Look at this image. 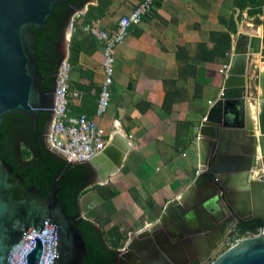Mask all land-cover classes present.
Here are the masks:
<instances>
[{"label":"water","instance_id":"95a60500","mask_svg":"<svg viewBox=\"0 0 264 264\" xmlns=\"http://www.w3.org/2000/svg\"><path fill=\"white\" fill-rule=\"evenodd\" d=\"M57 3L71 8L62 31L64 54L70 19L95 0H0V126L5 117L19 113L34 134L39 113L51 112L55 82L49 91L41 87L34 35ZM261 47V37L236 34L221 91L200 122L193 181L165 202L155 221L129 235L113 264H264V233L242 238L231 231L237 220L264 223V71L257 75L256 95L248 85L250 54H259ZM254 103L255 118L250 113ZM130 149L124 135L111 132L102 151L78 162L94 172L89 186L117 173ZM63 175L40 194L0 159V264H80L85 246L76 225L83 216H68L62 208L55 186ZM12 189L20 190L19 198ZM227 234L230 246L210 262Z\"/></svg>","mask_w":264,"mask_h":264},{"label":"crops","instance_id":"0c3cea01","mask_svg":"<svg viewBox=\"0 0 264 264\" xmlns=\"http://www.w3.org/2000/svg\"><path fill=\"white\" fill-rule=\"evenodd\" d=\"M140 1L95 0L72 16L78 13L71 18L73 27L62 56L71 64L68 97L71 114H85L102 127L103 117H107L104 113L96 115L103 80L102 44L85 32L83 25L98 21L111 32L117 20ZM254 2L157 0L139 24L128 28L124 41L116 48L110 100L115 110L110 116L113 118L106 120V127L108 133L118 131L127 136L131 143L128 153L132 148L139 153V160L134 163L138 180L132 182L133 191L118 187L117 194L106 196L107 233L130 217L134 226L129 232L158 218L165 202L194 179L192 169L198 167L197 115L201 107L206 108V113L209 101L214 102L221 91L222 65L229 61L236 34L244 25H253L255 32L246 33L259 36L262 41L263 14L249 11L263 10L264 4ZM72 39L74 50L70 59ZM110 181L109 177L106 184ZM139 192L143 194L139 201L145 206L149 203V208L146 212L141 205L142 212L138 215L134 201L141 195ZM83 218L96 224L94 217ZM138 219L144 220L139 223Z\"/></svg>","mask_w":264,"mask_h":264},{"label":"trees","instance_id":"16d2710c","mask_svg":"<svg viewBox=\"0 0 264 264\" xmlns=\"http://www.w3.org/2000/svg\"><path fill=\"white\" fill-rule=\"evenodd\" d=\"M84 1L68 0V2L76 4H83ZM261 4H264V0H255L254 2V5ZM249 12L263 14V47L261 54L264 56V9H254ZM70 13L71 8L67 4L57 3L46 25L42 29H35L34 48L36 51V63L42 76L41 87L45 91L51 90L55 82V73L63 56L59 42L62 31L69 20ZM73 44L72 39L70 43V59L73 57ZM50 117L49 110H43L39 113L36 133L43 130ZM19 119H21L25 130L22 132L23 135L17 137L16 134L15 136L11 135L9 125L14 120ZM10 137L12 141H10ZM26 137L28 140L21 141ZM33 149L36 150L34 155ZM38 149L40 150L39 154L37 152ZM0 159L12 167L13 171L23 179L26 187L34 186L40 194H46L54 177L64 173L62 178L56 183V194L60 198L62 208L68 216L81 213L79 200L91 187L89 186L93 175L91 168L86 163L71 164L67 162L64 158L51 151L45 145L42 137L38 136L34 142L26 116L15 113L3 119L0 126ZM12 191L13 197L19 198L20 190L12 189ZM76 227L84 241L86 251L80 264H113L117 246L113 242L107 241V237H105L101 227L100 230H97L95 223L85 218H81ZM116 230L117 227H113L108 233L112 236L119 235ZM256 231L255 228L250 230L251 233Z\"/></svg>","mask_w":264,"mask_h":264},{"label":"built area","instance_id":"2783aa9c","mask_svg":"<svg viewBox=\"0 0 264 264\" xmlns=\"http://www.w3.org/2000/svg\"><path fill=\"white\" fill-rule=\"evenodd\" d=\"M156 1L141 0L130 13L122 15L117 20L115 29L111 32L103 29L98 21H89L83 25L85 32L92 34L101 42L103 50V80L96 106L97 116H101L106 112L111 100L117 46L124 41L128 28L131 25L139 24ZM77 16L78 13L74 17ZM72 19L69 22L70 29L73 27ZM228 66L229 63L222 65L223 73L226 72ZM70 71V62L67 58H62L56 74L50 112L51 117L46 139L48 145L62 155L65 160L71 163L86 162L104 149L109 139V133L87 115L70 113L68 106ZM212 104L213 102L209 101V105L211 106ZM260 233H264V228L242 236V238L255 236Z\"/></svg>","mask_w":264,"mask_h":264},{"label":"rangeland","instance_id":"374dc122","mask_svg":"<svg viewBox=\"0 0 264 264\" xmlns=\"http://www.w3.org/2000/svg\"><path fill=\"white\" fill-rule=\"evenodd\" d=\"M254 28L255 27L253 25H247V26L244 25L241 29V31H242L241 33H244L247 35H252V34H250V33L248 34L246 32H255ZM67 40H68V38H66L65 41L67 42ZM228 63H229V61H228ZM262 64H264V56L261 53L251 57V59L249 61V67H248L249 83H248V85H249L250 93L252 95H256L259 91L258 85H257V75L259 73V70L262 68ZM207 96H209V94ZM251 102H253V101H251ZM204 108L205 107H203V108L201 107L200 113H199V115H197V117H199V120H200L199 126H200V122H201L202 118L206 114L204 112L206 108L205 109ZM114 110H115L114 105H113V102L111 101L107 107L106 112L104 113V115L107 117H103L104 122L102 123L107 133L109 131V128L106 127V120H110L113 118L110 116L114 113ZM123 128L126 132H128L126 129V125H123ZM197 130H199V128ZM197 130L195 132V139H197V136H198ZM110 134H111V132L109 133V136H110ZM126 155L127 156L124 158L123 165L120 168V170L117 173L109 176L110 178H112V181L108 182L107 184H106V182L103 184L94 183L91 185L89 190L80 197L81 198V200H80L81 201V206H80L81 214L85 217H90V216L94 217V219H95L94 221L96 222V224L99 227H101V229L105 233V237H107V241L109 240V241L113 242L114 245L117 246V250L122 249L123 246L125 245V242L127 241L128 237H129V235L138 230L137 229V230H134L132 232H129V230L132 229V226H134V223L131 220L132 218L130 217V218L126 219V221L124 220L123 223H121V225H119V227H117L116 232L119 235L112 236L106 232V196L110 197L112 195L117 194V192H118L117 188L118 187H123L126 189V191L131 192V191H133L132 189L134 188V186L132 185V182L135 184V182H137V180H138L137 179V177H138L137 171L138 170L134 169V166H135L134 163L139 160V158H138L139 153L137 152L136 149L132 148L131 152H129ZM197 168L192 169V172L195 175L197 173ZM134 174H135V176H134ZM139 193H141V192H139ZM142 195H143L142 193H141V195H137L136 199L134 201L135 207L138 211V215L141 214V212H142L141 211V205H143V207H145L146 212H147V208H149V206H148L149 203L147 204V206H145V204H142V201H139V199L142 197ZM148 197H149V195H147L146 200L148 199ZM150 207H151V205H150ZM156 219H153L152 221H148V222H153ZM138 220L140 221V222L138 221L139 223H142L144 219H142V220L138 219ZM126 224L127 225L129 224V226L127 227ZM142 226H141V228H142ZM229 234H230V232H229ZM229 234L226 235L225 242L220 246L219 250L215 251L212 254V256L209 259L210 262L215 257H217L221 252H223L227 247L230 246V242L227 241V237ZM247 234H249V233H244V234L239 235V236L242 237V236H246ZM243 238H245V237H243Z\"/></svg>","mask_w":264,"mask_h":264},{"label":"flooded vegetation","instance_id":"af4514ba","mask_svg":"<svg viewBox=\"0 0 264 264\" xmlns=\"http://www.w3.org/2000/svg\"><path fill=\"white\" fill-rule=\"evenodd\" d=\"M61 44H62V34H61V39H60V42H59V45L61 47ZM38 119V117H37ZM28 122V121H27ZM29 124V123H28ZM36 124H37V120H36ZM46 125V124H45ZM29 128H30V132H31V136L33 138V141L35 142L36 139L39 137H42V139L44 140V143L45 145L48 147V142H47V139H46V134L44 132V129H45V126L43 128V130L39 133H36V128H35V132L34 134L32 133V130H31V126L29 124ZM9 129L11 131V135H14L16 134L17 137H20V135H23V130H25L24 128V125L21 121V119L19 120H14L13 122L10 123L9 125ZM28 140L27 137L25 139H22L21 141H26ZM10 141H12V138L10 137ZM49 148V147H48ZM39 151L40 153V150L38 149L37 152ZM36 150L33 149V155L35 154ZM38 153V154H39ZM93 172V171H92ZM93 176H94V172H93V175H92V178H91V181L93 179ZM256 229L257 231L261 228H264V223L262 224V221L259 220V219H249V220H237L234 224V226L232 227L231 231H234L236 230V233L238 235H242L244 233H251L250 230L251 229ZM86 254V251L84 252V254L82 255L81 257V261H82V258L83 256ZM80 261V263H81Z\"/></svg>","mask_w":264,"mask_h":264},{"label":"bare ground","instance_id":"6f19581e","mask_svg":"<svg viewBox=\"0 0 264 264\" xmlns=\"http://www.w3.org/2000/svg\"><path fill=\"white\" fill-rule=\"evenodd\" d=\"M242 31H240V33H241ZM241 34H244V33H241ZM244 35H246L247 37H248V39L250 40L251 39V37H253V35H247V34H244ZM251 53V52H250ZM258 54V52H255V53H252V54H250V58L251 57H253V56H255V55H257ZM260 71H264V64H262V68L260 69ZM259 91H260V89H259ZM260 93V92H259ZM257 101H256V103L259 101L258 99H256ZM256 104L254 103V104H251L250 105V109H251V111H250V113H251V116L253 117V118H255V114H256ZM188 236V235H187Z\"/></svg>","mask_w":264,"mask_h":264}]
</instances>
